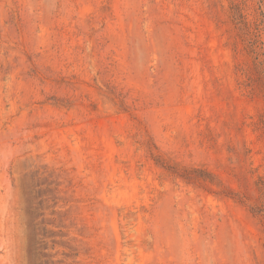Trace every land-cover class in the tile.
I'll list each match as a JSON object with an SVG mask.
<instances>
[{
    "label": "rangeland",
    "instance_id": "1",
    "mask_svg": "<svg viewBox=\"0 0 264 264\" xmlns=\"http://www.w3.org/2000/svg\"><path fill=\"white\" fill-rule=\"evenodd\" d=\"M0 264H264V0H0Z\"/></svg>",
    "mask_w": 264,
    "mask_h": 264
}]
</instances>
